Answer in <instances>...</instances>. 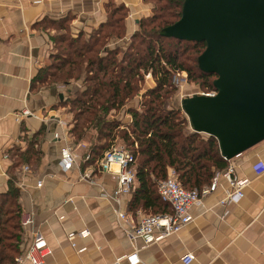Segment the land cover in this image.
I'll return each instance as SVG.
<instances>
[{"label": "crops", "instance_id": "obj_1", "mask_svg": "<svg viewBox=\"0 0 264 264\" xmlns=\"http://www.w3.org/2000/svg\"><path fill=\"white\" fill-rule=\"evenodd\" d=\"M118 6L126 13L123 34L110 36L99 57L127 53L139 22L153 13L150 2L0 0V264H33L28 252L37 235L45 242L34 252L39 264H130L127 256L133 253L139 259L134 264H185L186 254L193 255L188 264H264V140L229 161L239 178L249 180L240 200L221 203L232 187L220 177L178 233L148 244L129 239L118 213L132 223L150 214L141 204L132 206L138 183L130 193L116 194L117 165L103 171L101 157L86 162L91 137L76 142L70 134V102L84 88V77L63 81L43 71L67 43L72 51L85 52L104 36ZM183 98L175 97L174 106ZM137 100L110 111L120 130L130 122L129 108H136ZM122 143L117 136L114 145L125 148L117 145ZM65 144L79 155L69 169L60 165Z\"/></svg>", "mask_w": 264, "mask_h": 264}, {"label": "trees", "instance_id": "obj_2", "mask_svg": "<svg viewBox=\"0 0 264 264\" xmlns=\"http://www.w3.org/2000/svg\"><path fill=\"white\" fill-rule=\"evenodd\" d=\"M156 1L163 4L159 8L154 5L152 15L139 22L128 51L122 57L116 52L106 57L98 55L110 36L123 34L126 13L124 7L118 6L111 11L109 29L104 36L92 41L85 52H79L74 46L76 51H72L70 42L67 43V48L55 55L52 64L43 70L48 72L49 78L63 81L84 77V88L70 102L73 112L70 134L77 142L83 134L92 131L94 144L90 149L91 159L86 162L93 163L115 146L117 136L120 137L135 157L133 166L138 185L132 206L141 204L150 214L171 211L170 204L163 201L157 191L159 181L168 176V169L176 173L184 188L201 189L210 183L215 172L228 164L217 140L192 131L183 111L167 102L168 95L175 92L173 74L185 71L188 78L200 79L209 91L214 89L215 75L203 73L198 67L197 58L205 48L204 42L163 35L164 28L181 16L184 0ZM168 40L176 42L177 49L181 44L185 46L180 51H168L165 47ZM149 72L155 85L147 88L137 100L139 82ZM131 100H137L138 105L129 108L131 120L120 130V120L111 119L108 113ZM30 151L33 152V148Z\"/></svg>", "mask_w": 264, "mask_h": 264}, {"label": "water", "instance_id": "obj_3", "mask_svg": "<svg viewBox=\"0 0 264 264\" xmlns=\"http://www.w3.org/2000/svg\"><path fill=\"white\" fill-rule=\"evenodd\" d=\"M163 35L204 42L198 67L215 75L214 95L181 100L193 131L213 136L228 161L264 140V0H184Z\"/></svg>", "mask_w": 264, "mask_h": 264}, {"label": "built area", "instance_id": "obj_4", "mask_svg": "<svg viewBox=\"0 0 264 264\" xmlns=\"http://www.w3.org/2000/svg\"><path fill=\"white\" fill-rule=\"evenodd\" d=\"M175 78V76H174ZM206 95H214L215 91L211 90L203 92ZM27 114V111L25 112ZM189 124V123H188ZM59 125L63 127L65 122L59 121ZM190 127V125H189ZM191 128V127H190ZM192 129V128H191ZM54 137L59 139V132L54 133ZM65 140V138H64ZM66 143V142H65ZM85 145V144H83ZM79 155L74 151L73 147L65 144L60 149V165L63 169H69L77 162ZM89 158V154L85 159ZM230 161V160H229ZM228 161L225 169L215 172L210 183L201 189H186L178 181L176 173L171 170L168 176L159 181L157 191L163 201L171 206V211L141 215L137 222L132 223L124 212L118 213V218L124 224L126 233L132 242L138 238L143 239L146 244L156 242L164 237L178 233L186 224L192 220L191 208L200 204L202 197L216 189L219 184L220 177H223L232 187V191L228 193L221 203L237 202L244 195V188L248 185L247 178H239L235 173L234 165ZM135 157L132 152L125 150L121 146H113L104 152L98 161L99 167L103 171H110L112 164L117 165L116 170V194L130 193L135 182L134 164ZM258 166H256L257 168ZM24 169H28L27 166ZM88 232H83L87 235ZM45 247V242L41 236L37 235L28 252V257L33 264H39V259L34 255L35 251H39ZM137 252V251H136ZM130 264L139 261L137 253L127 256ZM193 260V255L186 254L182 257L185 264Z\"/></svg>", "mask_w": 264, "mask_h": 264}, {"label": "rangeland", "instance_id": "obj_5", "mask_svg": "<svg viewBox=\"0 0 264 264\" xmlns=\"http://www.w3.org/2000/svg\"><path fill=\"white\" fill-rule=\"evenodd\" d=\"M146 1L150 2L153 5V8H154V5H156V7L159 8V6H161L163 4V3H159L156 0H146ZM184 46H185L184 44H181L180 48L177 49L178 47L176 46V42H174L173 40H168V41L165 42V47L167 48L168 51H173L175 49L180 51V50H182L184 48ZM188 65H190V63H188ZM174 76H175V78H174ZM211 79H212V77H209L210 81H211ZM153 80H154V77L151 75V73H150V76L148 75L147 78H146V76L144 74L143 80H141V83H139V92H138L139 95H137L138 94L137 93L136 94V98H137V96H140L139 99H141L142 93L146 90V89H143V88L147 87V85H153L154 81H155V80L154 81ZM172 84L175 87V90H174L175 92L169 94L168 97H167L168 98L167 102H168L169 105H174L172 100H174L175 97H180V98L183 97V96L187 97V96H192L194 94H198V93L208 92L209 91L208 89H206V88H204L202 86V82H201L200 79L193 80V79L188 78V74L185 71L184 72L175 73V75L173 74ZM128 103H130V101L127 102V104ZM133 105L137 106V104H133ZM111 112L114 113V111H111ZM115 113L117 115V112H115ZM108 114H110V112ZM91 132L92 131L89 130L88 132L83 134V136L81 137L80 140L83 139L86 142H88L87 141L88 137L92 136ZM117 143H119V142H117ZM79 144H80L81 148H83V149L86 148V145H83V143H79ZM117 145H122V146L125 147L124 148L125 150L130 151L123 143L122 144H117Z\"/></svg>", "mask_w": 264, "mask_h": 264}]
</instances>
